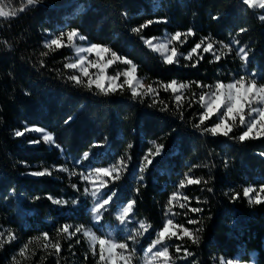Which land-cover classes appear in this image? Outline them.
I'll return each mask as SVG.
<instances>
[{"label": "trees", "instance_id": "obj_1", "mask_svg": "<svg viewBox=\"0 0 264 264\" xmlns=\"http://www.w3.org/2000/svg\"><path fill=\"white\" fill-rule=\"evenodd\" d=\"M14 2L19 8L26 0ZM258 13L243 0H39L14 18H0V264H111L100 260L83 232L70 235L77 227L126 243L129 264H142L166 217L192 233L160 244L168 247L167 264H264V137L241 142V129L212 135L203 130L213 124L206 121L197 129L199 104L177 102L164 87L176 81L196 90L239 75L264 83ZM74 29L84 42L117 53L112 74L134 64L153 95L133 98L127 87L105 95L70 80L69 50L50 48L44 39ZM177 32L182 53L209 43L213 51L169 65L145 44ZM235 45L249 53L247 63ZM25 126L46 130L54 143L32 133L17 137ZM157 145L164 146L160 153ZM121 158L127 167L120 178L106 179L107 196L117 195L94 223L80 173L116 166ZM44 169L51 175H29ZM189 178L199 183L190 185ZM248 186L262 203L244 197ZM130 200L133 212L120 222ZM141 221L147 231L139 229ZM137 230L143 234L133 244L128 236ZM57 243L59 252L52 247Z\"/></svg>", "mask_w": 264, "mask_h": 264}, {"label": "snow or ice", "instance_id": "obj_2", "mask_svg": "<svg viewBox=\"0 0 264 264\" xmlns=\"http://www.w3.org/2000/svg\"><path fill=\"white\" fill-rule=\"evenodd\" d=\"M39 3V0H26L25 3H22L19 8H9L6 10L7 5L4 4L3 0H0V18H14L18 14H21L25 12L29 6H33ZM243 3L249 6H255L256 0H243ZM259 6L261 8H264V0H259ZM214 19H218V17H214ZM261 20H264V17H260ZM153 21H149V23H152ZM156 22H166V21H156ZM133 31H139V29H133ZM241 32L245 31L244 29L240 30ZM189 34H192L191 31ZM181 33L177 32L174 36L171 37V40L178 41L180 40ZM78 33L77 30H72L67 33V39L69 43L73 41L74 37H77ZM79 40L83 41L85 40V37L80 35ZM233 44H238L239 41H233ZM145 44L153 49L154 51L158 52H166L168 45L166 43H161L159 45L153 44L151 40H146ZM52 45H55L57 48L61 46V40L60 38H54L50 41V44L48 47H51ZM201 47L200 44H197L195 47L191 49V52L188 54L186 59H191L192 54L197 52V49ZM222 47L225 49H228L231 51V46L229 44H222ZM78 52H87V53H93L95 52L96 55L99 57L103 53H108L110 49L107 47H104L99 44H91V46L87 48L77 49ZM213 51V45L211 43L207 44L206 47L203 48L204 53H210ZM237 55L240 56L241 60L245 61L247 63L249 58V53L245 50L244 47H240L239 51L237 52ZM112 59L107 60L105 64H99L94 63L92 64V67L100 68L101 75H98L95 79H92L89 74L88 67L84 66L85 63V57L81 56L80 59L76 63H68L65 65L68 69H79V71L83 74L84 77H89L87 84L84 85L85 87L91 88L93 85L97 89H99L103 94L107 95L110 92H115L118 87H122V85H118L116 83L117 76L108 77V80L110 81L105 87L104 85V76H103V70L106 69L109 65L113 64L115 60H118L119 57L117 56L116 52H111ZM178 53L176 48L171 49L170 54H165L163 59L164 61L171 65L174 62L178 63ZM217 61L220 60V56L217 55L215 57ZM126 63L131 64L132 62L130 60L126 61ZM195 66V65H193ZM136 70V66L132 64V67L126 70L122 73V75L125 77L124 84H127L132 91L133 98H136L140 93L137 91V86L133 84L134 79V73ZM253 77H255V73L251 74ZM70 80L75 82L76 84H82L83 81L79 76L72 75L68 77ZM138 83V82H137ZM165 90L171 89L174 93L177 91V89H184L187 87L185 84H179L177 85L176 81H172L170 84L164 86ZM156 90L153 89L150 85L148 86V92L154 93ZM147 94V93H145ZM175 100L177 102L181 101V96L176 95ZM199 103L204 108V111L199 116V123H196L194 125L195 128L199 129L201 128V125L206 121L209 120L213 115L217 116V119L219 120L218 123H215L214 126L211 128H204L203 130L206 132H210L213 135H223L225 137H228L231 133L233 127L237 126V120L239 126H243L246 128V131H243L242 134L238 137L239 141L244 142L246 139L254 138L252 136L254 130L256 137H264V84L258 85L256 82V79H250L246 82V79L244 76H241L239 79H235L232 83L224 84L222 82H217L214 86V91H211L210 93H202L199 96ZM256 106H253V105ZM224 109L221 112V109ZM247 109V112H246ZM162 111L165 109H161ZM71 120V117H69V121ZM69 121H66L68 123ZM231 121V123H229ZM31 131L43 133V141L48 144L54 143V138L51 133L45 132L42 128H33ZM15 135L17 137L21 136V132H16ZM33 143H39V141H34ZM154 143V142H153ZM58 147V146H57ZM132 146L129 145V148ZM163 145H157L156 147V153H160L161 149L163 148ZM151 151V150H149ZM87 153H85V157H87ZM264 155V154H262ZM151 164V161L148 162ZM127 165L125 164L123 158L119 161L118 165L113 166L112 168L108 167H97L93 171L95 173L96 179L99 181L97 184L96 181H93V189L90 192V195L94 198V207L92 209L93 218L96 222H100L102 220L103 211L107 209V206L113 201L114 197H116V192L113 191L110 195L107 196L105 199V192L101 191L106 187V181L103 179L104 176L112 177L113 173H115L114 179L118 180L120 178V170L122 168H126ZM59 171L67 172V168H61L58 169ZM143 167L141 168V171H143ZM74 174V173H73ZM29 175L33 176H44V175H51V172L48 169H44L43 171L39 172H31ZM89 175L82 176V179L85 181H89L90 176ZM143 177H141V180ZM188 184H196L199 183L198 180H193L191 178L188 179ZM181 186H183V181H181ZM73 188H76V185L72 186ZM85 194H89V189L85 188ZM138 191V189H137ZM254 191L253 188L247 187L243 190L244 197H249L250 193ZM261 192H264V185L261 186L260 189ZM49 199H52L51 196L48 197ZM173 198H175V194H173ZM236 197H234L235 199ZM38 199V197H37ZM57 204H64L67 203V201L63 200H55L54 201ZM73 203H77V201H73ZM135 201H129L125 207H123L122 211L119 213L118 219L120 222H125L126 218L130 217V214L133 212ZM171 203V201H170ZM254 203L259 205L262 203L261 196L259 194L256 195ZM192 212H199L200 209L193 208L191 209ZM192 223H195V221H192ZM173 226L172 219H168L167 223L163 227L161 231H159L157 238L153 241V246L160 245L163 243V241L166 238H171L173 236H176V232H170V228ZM180 227V226H176ZM139 229H143L144 231H147V227L143 221L139 223ZM63 231L67 233L69 231V226H65L63 228ZM83 232V235L88 238L93 246H95L97 243L99 244L100 248V260L101 261H110L111 264H116L117 258L119 260L123 261V264H129L130 257H125L122 253L117 254L116 249L119 248L122 250L127 249L126 243H119L117 244L111 239H105L101 238L95 235L91 230L84 229L83 227H77L75 229L74 233H71L70 235H75L76 233ZM143 233L139 230L135 231L134 233L129 234L128 240L132 241L133 244L136 242V237L139 235H142ZM183 235L184 236H191L192 233L187 229H183ZM47 236V234H45ZM199 237L196 238L194 242H198ZM26 247V246H25ZM56 249L57 252L60 250V244L57 243L55 245H52ZM23 251V250H21ZM105 251L108 252V256L105 257L104 253ZM177 251H179V248H177ZM149 253H151V248H149L145 252V257H149ZM168 256V247L164 246L162 248V251H157L152 254V258L156 257H165Z\"/></svg>", "mask_w": 264, "mask_h": 264}, {"label": "rangeland", "instance_id": "obj_3", "mask_svg": "<svg viewBox=\"0 0 264 264\" xmlns=\"http://www.w3.org/2000/svg\"><path fill=\"white\" fill-rule=\"evenodd\" d=\"M4 4L7 5L6 7V10H8L9 8H18L17 5H16V2H14V0H3ZM252 8L254 9H258L259 10V13L258 15L260 17H264V8H261L259 6V0H256V3H255V6H251ZM67 33L68 32H65V33H60V34H56V33H48V35L45 37L44 39V43L48 46L50 44V41L54 38H60L61 40V46L59 48H57L55 45H52L50 48H54V49H68L69 52H70V55H69V60L67 62L68 63H76L81 56L85 57V63H84V66L85 67H88L89 69V74H90V77L92 79H95L98 75H101V70L100 68H97V67H92V64L94 63H99V64H105L107 62V60L109 59H112L111 57V54L108 52V53H103L101 54V56H97L95 52L93 53H87V52H78L77 49H82V48H87L89 46H91L90 43H86L84 41H81L79 40V36L80 34L78 33V36L77 37H74L73 38V41L71 43H69L68 39H67ZM175 34H168V33H165L164 35L160 36V37H156V38H150V39H146V40H151L153 42V44H156V45H159L161 43H166L168 45L167 47V50L166 52H158V51H154L153 49L149 48L147 45V47L149 49H151L153 52L155 53H158L162 58L164 57L165 54H170L171 53V49L172 48H176L177 50V53H178V58H185L188 56V54L191 52V49L187 50V52H184L182 53L181 50L179 49V46L182 45L183 43V38L180 37V40L178 41H173L171 40V37L174 36ZM145 40V41H146ZM207 44H205L204 46L201 45V47L199 49H197V52L196 53H193L192 55L194 56H197L199 53V51L201 50V53H204L203 52V48L206 47ZM240 47H243V46H238V45H235V49H236V52L239 51V48ZM119 60V59H118ZM117 60H115L113 62V64L116 62ZM113 64L109 65L106 69L103 70V76H104V85L105 87H107L108 83L110 82L108 80V77H112V76H117L118 73L116 74H112L110 69L111 67L113 66ZM132 65H129L128 68L124 69L122 72H119V76L116 80V83L118 85H122V87H127L129 89V91L132 93L131 91V88L127 85V84H124V80H125V77L122 75L123 72H125L126 70H128L129 68H131ZM74 73V75L76 76H79L81 78V80L83 81L82 84H87V81L89 79V77H84L83 74L79 71V69H71ZM247 74V73H246ZM241 76H244L245 79H246V82L250 79H253L252 77H249L248 75H239L237 77H235L233 80L229 81V82H226L224 84H229V83H232L235 79H239ZM138 82V83H137ZM257 84L258 85H261V84H264V83H259L257 80H256ZM171 83V82H170ZM168 83V84H170ZM223 83V82H222ZM133 84L137 86V91L138 93H140V95L138 96H144V95H153L152 93H149L148 92V84L142 79L140 78L137 74H136V70H135V73H134V79H133ZM166 84V85H168ZM179 84H182V83H177V85ZM95 87V85H93ZM151 86V85H150ZM214 85H210L208 87H201V86H197L196 90L194 88H191L187 85L186 88L184 89H177V91L175 92L176 95H180L181 96V100L182 99H185V98H188L191 99L194 103H197L199 104V106L202 108V110L204 111V108L201 106V104L199 103V96L202 94V93H210L211 91H214ZM122 87H118L117 89L119 88H122ZM152 87V86H151ZM153 88V87H152ZM171 90V89H170ZM172 91V90H171ZM173 92V91H172ZM147 93V94H145ZM175 95V96H176ZM253 106H256L255 104ZM224 109L222 108L221 109V112L223 111ZM246 112H247V109H246ZM206 122H212L213 124L210 125L208 128H211L212 126H214L215 123H218L219 120L217 119V116L216 115H213L209 120H206ZM229 123H231V121H229ZM33 128H39V127H36V126H25V128L20 131L22 134L24 133H32V134H35L37 137H39L40 139H42L43 137V133H39V132H35V131H31V129ZM238 129H241L242 132L243 131H246V128L243 127V126H239L238 124V120H237V126L233 127L232 131H236ZM45 132H47L45 130ZM49 133V132H47ZM213 135V134H212ZM252 136L254 138H260V137H256L255 135V130L252 134ZM43 140V139H42ZM105 167H108V168H112L110 166H105ZM94 169H90V170H87L86 172H81L80 173V180L84 182V190L85 188H88L89 189V194H85L88 198H90L91 200V216H92V220L94 223H97L94 218H93V213H92V209L94 207V198L90 195V192L91 190L93 189V181H96V183L98 184L99 181L96 179V176H95V173L93 171ZM90 173H92V175L90 176V179L89 181H85L82 179V176H85V175H89ZM109 178V176H104L103 179L106 181V179ZM107 184V183H106ZM248 187H251V186H248ZM253 188V187H251ZM254 189V188H253ZM101 191L105 192V196L104 198L106 199L107 198V185L104 189H102ZM85 192V191H84ZM259 194L261 196V198L263 197L259 192H257L255 189L252 193H250L249 195V199L250 200H255V197L256 195ZM176 197H179V196H176ZM169 218L166 217L165 220H164V224H163V227L165 226V224L167 223V220ZM177 224L175 222H173V226L170 228V232H176L177 233V237H182L184 236L183 235V228L180 226V227H176ZM163 227L159 230L161 231L163 229ZM88 230H91L93 233H95L96 236L98 237H101V238H105V239H111L113 240L114 242H116L113 238L111 237H108L106 235H102L100 234L98 231H96L95 229H88ZM159 231H156L155 232V239L157 238V235L159 233ZM86 238V237H85ZM89 246L91 249H94L98 252V254L100 255V248H99V244L97 243L95 246H93L90 242V240L88 238H86ZM117 244H119L118 242H116ZM149 248H151V253H149V257L146 258V261L143 262L142 264H167L166 261H165V257H156V258H152V254L157 252V251H162V246L161 245H155L153 246V242L152 244L146 249L148 250ZM116 253L117 254H123L124 256H126L122 251L121 249L117 248L116 249ZM105 257L108 256V252L105 251L104 253ZM107 261V260H106ZM110 262V261H108ZM111 263V262H110ZM116 264H123V261L119 260V258H117V262ZM229 264H251V263H244V262H238V261H232V262H229Z\"/></svg>", "mask_w": 264, "mask_h": 264}, {"label": "water", "instance_id": "obj_4", "mask_svg": "<svg viewBox=\"0 0 264 264\" xmlns=\"http://www.w3.org/2000/svg\"><path fill=\"white\" fill-rule=\"evenodd\" d=\"M41 4H44V5H46L45 3H41Z\"/></svg>", "mask_w": 264, "mask_h": 264}]
</instances>
